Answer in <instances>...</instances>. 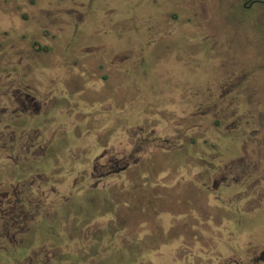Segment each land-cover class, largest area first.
<instances>
[{
    "label": "flooded vegetation",
    "instance_id": "flooded-vegetation-1",
    "mask_svg": "<svg viewBox=\"0 0 264 264\" xmlns=\"http://www.w3.org/2000/svg\"><path fill=\"white\" fill-rule=\"evenodd\" d=\"M55 1L0 0V264H264V218H252L264 204V177L254 178L264 124L256 139L243 129L242 153L211 184H164L160 228L135 234L134 187L118 184L140 160L134 109H120L116 86L86 84L116 75L126 55L85 43L82 20L66 19L83 5ZM229 108L228 130L242 119ZM143 204L150 213V198Z\"/></svg>",
    "mask_w": 264,
    "mask_h": 264
},
{
    "label": "rangeland",
    "instance_id": "rangeland-1",
    "mask_svg": "<svg viewBox=\"0 0 264 264\" xmlns=\"http://www.w3.org/2000/svg\"><path fill=\"white\" fill-rule=\"evenodd\" d=\"M63 4L83 5L80 12L66 19L84 21L80 36L85 43L104 41L120 50L119 57L128 55L132 61L129 69L127 64L119 63V71H128L118 75L112 85L119 81L123 89L129 87L132 92L136 84L137 106L127 128L129 135H134L135 148L141 152L135 153L140 160L119 174L118 184L134 187L135 234L143 229L145 198L151 199L150 213L143 216L149 222L151 215L147 227L158 229V200L164 184H211L213 177L223 174L227 162L242 153L235 144L239 142H229L227 137L238 135L226 130L229 110H233L227 108L230 100L247 102L237 108L235 116L242 118L240 126L249 132L248 139H256V129L260 122L264 124V0L53 3ZM139 54L142 60L135 58ZM145 101L151 103L145 106ZM165 106L166 110L160 111ZM125 127L126 123L120 121L119 140L126 137ZM262 176L257 172L254 178ZM127 196L121 195L124 201ZM261 214L264 218V204L252 218L257 222ZM158 254V239L153 237L150 259L159 260Z\"/></svg>",
    "mask_w": 264,
    "mask_h": 264
},
{
    "label": "crops",
    "instance_id": "crops-1",
    "mask_svg": "<svg viewBox=\"0 0 264 264\" xmlns=\"http://www.w3.org/2000/svg\"><path fill=\"white\" fill-rule=\"evenodd\" d=\"M179 7L180 8H182L183 7V5L182 4H179ZM4 19H5V21H7V20H9L6 16L4 17ZM18 19L16 18V17H14V21H15V23H16V25H17V21ZM83 22L84 21H82V25H83ZM60 34H61V36H66V35H68V32L65 30V29H62V31L60 32ZM69 36H70V33H69ZM107 44H109V43H107ZM132 49H134V48H132ZM120 51V50H119ZM119 51H118V49H117V52H118V55H119ZM136 59H138V58H140L141 60H142V58H143V56L141 55V54H139L137 57H135ZM131 60L128 58V55H126L125 56V58H123V60H119L118 61V65H117V70H116V75H113V76H106L105 78H102L101 76H100V74H98V77H87L86 78V84L87 85H91V83H92V80H94V79H98V81H97V84H100V85H102V86H108V87H110V86H112V82H114V80L115 79H117V76L118 75H120L121 73H125V72H127L128 71V69L129 68H132V66H131ZM119 63H123V64H127V66H128V69L127 70H122V71H119V69H118V66H119ZM132 83H134L133 81H132ZM114 86H116L117 87V90H118V96H119V107H120V109H125V108H128V107H130V106H128L129 104L131 105V106H133V109H135L136 108V106H137V102H135V97L136 96H138L139 95V92H138V90L136 89V84H134L133 85V89L134 90H132V92L130 91V88L129 87H127L126 89H123V87H122V85H121V83L118 81V84L117 85H114ZM178 90H180V89H178ZM231 102V106L233 105V107H234V104H236L235 106H237V107H241L242 105H244V106H246V103L247 102H244V101H242V100H239V101H233V100H230L228 103H227V108H228V104ZM146 103H148V104H150L151 103V101H145L144 102V105L146 104ZM259 102H256V103H254V104H258ZM167 104V103H166ZM250 104V103H249ZM239 105V106H238ZM146 106V105H145ZM252 109H253V107H251ZM254 108L255 109H258L259 107L258 106H254ZM160 109V111L161 110H163V111H165L166 110V106L163 108V109H161V108H159ZM260 109V108H259ZM164 113V112H163ZM161 114H162V112H161ZM226 130H228V129H226ZM230 130H232V131H236L237 132V134L239 135H235V137L234 136H232V135H230V134H228L227 135V137H228V141L229 142H234V141H238L239 143H236L235 142V144H238V149L239 150H241L242 148V142H243V140L245 139V135H244V132H243V128L241 127V126H236L235 128H232V129H229L228 130V133H229V131ZM231 137V138H230ZM151 200V199H150ZM124 202H128L127 200H125ZM133 203H134V205H130V206H133V213L135 212V210H134V206H135V201L133 200ZM159 203H160V200H158V205H159ZM159 207H160V205H159ZM144 214H145V217H146V211L144 212L143 211V213H142V215H141V221L144 223L143 224V229H139L138 231H136V234H139L140 236L143 234V232H142V230H146V229H148L152 234H154V231H157L159 228H160V218H161V209H160V214H159V218H158V225H159V228L158 229H151V227L149 226V227H147L148 226V224H150V220H151V215H149V218L148 219H150L149 220V222L147 221V218H144L143 216H144ZM159 259V258H158ZM158 261V260H157Z\"/></svg>",
    "mask_w": 264,
    "mask_h": 264
}]
</instances>
